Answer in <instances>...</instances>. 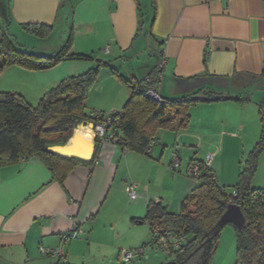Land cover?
Instances as JSON below:
<instances>
[{"label": "crops", "instance_id": "obj_1", "mask_svg": "<svg viewBox=\"0 0 264 264\" xmlns=\"http://www.w3.org/2000/svg\"><path fill=\"white\" fill-rule=\"evenodd\" d=\"M143 1L142 8L151 19L155 16L149 34L150 26L146 29L144 22L140 29L137 0H0V40L8 34L31 50L50 55L70 40V54L92 56L46 70L7 66L0 76V92L15 93L18 103L33 105L18 89L21 78L33 77L29 81L33 90L28 92L39 97L58 80L85 73L102 61L131 83L150 76L147 86L166 99L213 90L241 100L197 103L190 108L187 127L157 131L149 155L110 140L102 142L94 165H78L63 185L36 157L1 167L0 264L57 261L55 256L43 255L40 246H61L68 264L120 263L123 249L117 260L113 249L120 238L132 232L139 238L134 249L150 234L153 237L151 227L149 235V230L139 228L146 223L142 219L150 201H161L170 213L182 212L196 186L185 175L184 156L190 166L192 159L205 161L212 154L210 166L217 184L234 186L236 182H230L238 180L241 163L264 131V0H155L156 9L151 0ZM159 57L161 78L156 68ZM131 95V87L103 67L87 100V112L110 116L121 111ZM91 125L87 124V132L92 131ZM198 152L206 155L199 158ZM175 156L180 164L171 169ZM131 184L137 186V199L126 191ZM252 184L264 189V152ZM76 223L83 233L64 241L62 235ZM227 226L213 264H233L226 263L222 250L225 233L235 242V231H225ZM151 241L142 245L146 254L138 257L139 264L144 263L142 258L150 260ZM169 260L155 255L147 264Z\"/></svg>", "mask_w": 264, "mask_h": 264}, {"label": "trees", "instance_id": "obj_2", "mask_svg": "<svg viewBox=\"0 0 264 264\" xmlns=\"http://www.w3.org/2000/svg\"><path fill=\"white\" fill-rule=\"evenodd\" d=\"M137 2L142 29L144 1ZM151 3L152 8L156 9L155 0H151ZM154 19L155 16L148 34ZM69 50L70 40L52 55L28 50L5 34L0 40V74L11 65L46 70L63 61L92 59L91 55L70 54ZM158 56L161 55L158 53ZM161 61L159 57L156 66L158 76L162 72ZM103 67H109L132 89V95L122 110L110 116L87 112L86 106ZM142 84L144 80L131 83L109 62L99 61L95 68L85 73L62 79L42 96L37 106L18 103L15 93L0 92V168L36 157L63 185L78 165H94L103 141L99 135L96 136V148L90 161L63 156L50 149L53 145H63L81 124L94 123L97 126L112 117L113 122L108 128V134L112 136L110 141L135 153L149 155V146L153 145L157 131L166 129L178 132L187 127L191 119L190 108L197 103L241 100L209 90L175 99L162 97V101H157L141 90ZM263 152L264 131L254 149L241 163L238 182L234 186L218 185L212 167L205 161L192 159L191 164L198 163L201 174L191 195L183 203L182 212L170 213L161 201H150L147 205L146 216L142 220L151 227V244L154 246L169 235L185 237L186 241L179 247H169L168 259L178 264H213L222 232L227 225H232L236 242L235 264H264V189L254 188L252 184L259 156ZM233 190L237 195H233ZM234 202L241 206L245 224L237 226L227 222L214 229L227 207ZM191 206L195 209L192 210Z\"/></svg>", "mask_w": 264, "mask_h": 264}, {"label": "built area", "instance_id": "obj_3", "mask_svg": "<svg viewBox=\"0 0 264 264\" xmlns=\"http://www.w3.org/2000/svg\"><path fill=\"white\" fill-rule=\"evenodd\" d=\"M162 64L163 63H161V66ZM159 77L161 78L160 75ZM151 81L152 79L150 76L144 79V84H142L141 90L147 96L157 101H162L163 98L161 97V95L155 89H152L147 86V84ZM112 122H113V118L108 117L105 120H103L102 123L95 126V136L99 135L101 138H103L102 142H105L112 138L111 134H108V128L111 126ZM151 147L152 145L149 146V150L151 149ZM212 158H213V155L208 154L206 157L205 163L207 165H210ZM179 164H180V160L178 159V157L175 156L172 162V166L177 167ZM188 174L193 177L195 182H197L201 174L199 164L198 163L191 164L188 168ZM126 191L131 199H137L139 197L138 192H137V186L134 184L128 185L126 187ZM233 195H237L236 190H233ZM232 204H239V203L234 202ZM82 233H83V230L80 228V225L76 223L74 224L73 228L68 233H65L62 235V238L64 241H67V240L78 237V235ZM173 237L174 238L172 241H169L168 238H165V239L160 240L158 243L160 247L163 248L167 253L169 252L170 246L176 248L182 245L186 241L185 237H176V236H173ZM40 252L43 255H52L57 258V261L51 264H65L67 262V259L65 257V254L61 246H57V247L40 246ZM145 254H146V248L144 246L137 247L134 249H128V250L123 249L120 253L123 264H126L132 260H135L138 257H143L145 256Z\"/></svg>", "mask_w": 264, "mask_h": 264}, {"label": "rangeland", "instance_id": "obj_4", "mask_svg": "<svg viewBox=\"0 0 264 264\" xmlns=\"http://www.w3.org/2000/svg\"><path fill=\"white\" fill-rule=\"evenodd\" d=\"M143 22H144V27L146 28V29H148L149 28V26H150V23H151V21H152V19H151V16L148 14V10L146 9V8H143ZM22 39V38H21ZM150 41H151V39H149ZM25 41H28V39H25ZM20 45H23V46H21L22 48H24V49H28V50H31V47L30 46H27V45H24L22 42H18ZM39 44V43H38ZM149 49H154L153 47L154 46H152V44L151 43H148V46H147ZM35 51H37V50H35ZM40 51V50H39ZM145 58L146 59H148V60H150V62H151V60L154 62L155 61V59H151V57H149V55H145ZM155 58V57H154ZM12 70V69H11ZM44 72H46V71H44ZM43 71H42V73H40V74H47V73H44ZM8 74H10V72L9 73H7V75ZM0 76H1V74H0ZM33 79V77H31V79H28V78H26V77H23V78H21V81H19V83H18V89H20L21 91H23L26 95H28L27 96V98L32 102V104H33V106H37L38 105V103H39V100L41 99V97L43 96V94H41L39 97H37V96H35V95H33L32 93H30V92H28V90H33V88H32V86H30V83H29V81L30 80H32ZM2 80V79H1ZM1 80H0V82H1ZM62 80V79H61ZM61 80H58L53 86H55V85H57ZM30 93V94H29ZM90 124H92L91 125V127H93V132L95 131V125H94V123H90ZM82 126H84V127H86V128H88L87 127V125H83V124H81ZM86 131H88V129L86 130ZM89 133V132H88ZM94 134H95V132H94ZM95 142V138L93 139V143ZM199 158H201V157H203V156H205L206 154H205V152H198V154H196ZM208 155V154H207ZM207 155H206V157H207ZM186 156H184L183 157V161H184V170H185V175L188 177V178H190L191 180H193L194 181V179H193V177L191 176V175H189L188 174V168H189V165L187 164L188 163V156H187V158H185ZM184 158H185V160H184ZM188 165V166H187ZM179 166V165H178ZM177 166V167H178ZM176 167V168H177ZM172 168H174L173 166H171V169ZM165 182V181H164ZM237 183L238 182V180H234V182H230V183ZM235 183V184H236ZM171 184H168V183H165V187H168V186H170ZM139 193V192H138ZM127 201H128V199H127ZM123 204H126V198L125 199H123V202H122ZM124 206V205H123ZM139 228H142V230L143 229H147V230H149L148 231V235L150 234V226H149V223H145V224H143V225H140L139 226ZM229 228H231L232 230H233V227L232 226H227V228L225 229V231L226 230H228ZM128 234V237H122V238H120L119 239V242H117V243H115V246L113 247V249H115V251H116V260L117 259H119V254H118V251L119 250H121V249H126V250H128V249H131L132 248V246L134 245V242H137L138 240H139V238H135L134 236H132L133 235V233L132 232H128L127 233ZM152 238V234H150L149 236H148V238H146L147 240H145V242H143V244H147V242H149L150 241V239ZM142 244V245H143ZM141 245V246H142ZM148 246V245H147ZM112 249V248H111ZM149 250H148V256H150L151 258H150V260L148 259V258H142V261L144 262L143 264H147V263H149L151 260H152V257L153 256H155V255H157V256H159L161 259H168L169 258V255H168V253L163 249V248H161L160 247V245L158 244V243H155V245H154V248L152 249L151 247H149L148 248ZM222 250H223V255L226 253L227 254V262L226 263H228V261H233V264H235V262H236V242H230L229 241V237L227 236V233H225V235L223 236V241H222ZM229 257H230V260H229ZM148 260H149V262H148ZM90 263H91V261H89ZM118 262V261H117ZM119 262L120 263H118V264H122V262H121V260L119 259ZM141 262V260L138 258V259H135V260H133V261H130L128 264H139Z\"/></svg>", "mask_w": 264, "mask_h": 264}, {"label": "water", "instance_id": "obj_5", "mask_svg": "<svg viewBox=\"0 0 264 264\" xmlns=\"http://www.w3.org/2000/svg\"><path fill=\"white\" fill-rule=\"evenodd\" d=\"M90 124V123H89ZM75 137V130L73 132V134L71 135V137L63 144V145H53L50 147V149L52 151H54L57 154L63 155V156H69V155H64L61 154L59 152H57L55 150V147H61V146H66L73 138ZM96 139V136L94 137ZM72 142L74 143V140H72ZM95 148L96 145H94L93 143V150H92V156L91 159L93 158L94 152H95ZM71 152L75 153L76 155H71L69 157H76L85 161H90L91 159L87 160L84 157L87 156L89 154L90 151V146L88 145L87 148H72L70 150ZM245 217L244 214L242 212V208L239 204H230L226 211L223 213L222 217L220 218V220L217 222V224L215 225L214 229L224 223L227 222H233L234 224H236L237 226H242L245 224ZM164 264H178L175 260H169L167 262H165Z\"/></svg>", "mask_w": 264, "mask_h": 264}, {"label": "bare ground", "instance_id": "obj_6", "mask_svg": "<svg viewBox=\"0 0 264 264\" xmlns=\"http://www.w3.org/2000/svg\"><path fill=\"white\" fill-rule=\"evenodd\" d=\"M86 130H87L86 127L79 125L75 129V137L72 139L74 140V143L71 140L66 146L55 147V150L61 154L71 156V155H76L75 153L70 151L72 148H87L89 145L90 146L89 154L85 156L84 158L87 160L91 159L93 143L90 140H92V138L94 139L95 131L93 132L94 130L93 128H92V131H90L89 133Z\"/></svg>", "mask_w": 264, "mask_h": 264}]
</instances>
